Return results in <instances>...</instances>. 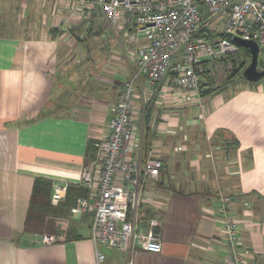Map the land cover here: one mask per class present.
<instances>
[{
	"label": "crops",
	"instance_id": "crops-1",
	"mask_svg": "<svg viewBox=\"0 0 264 264\" xmlns=\"http://www.w3.org/2000/svg\"><path fill=\"white\" fill-rule=\"evenodd\" d=\"M134 26L126 13L111 26L97 0H0V264H97L93 212L71 208L89 196L82 172L99 174L94 144L138 70L145 39L129 43ZM133 118L130 157L163 163L143 207L144 226L160 219L163 249L99 245L103 264H229L230 219L248 264H264V84L187 93L142 76ZM38 180L51 187L49 214L30 232Z\"/></svg>",
	"mask_w": 264,
	"mask_h": 264
},
{
	"label": "built area",
	"instance_id": "built-area-1",
	"mask_svg": "<svg viewBox=\"0 0 264 264\" xmlns=\"http://www.w3.org/2000/svg\"><path fill=\"white\" fill-rule=\"evenodd\" d=\"M111 26L120 25L124 13L135 21L128 34L129 43L144 37L139 49L138 70L125 83L120 100L113 110L109 134L94 144L95 162L101 169L94 176L87 167L81 183L89 196L72 208L73 216L93 212L91 240L96 247V262L103 264L105 254L99 245L114 250H134L142 240L145 251L160 253L163 249L158 217L143 222L140 211L145 200L153 201L147 182H158L163 163L149 158L130 157L135 140L133 118L136 84L144 76L155 85H167L187 93L200 92L207 70L226 66L236 59L240 48L235 38L255 41L264 50V0H97ZM223 34V35H222ZM68 185H57V194L65 193ZM228 203V200H223ZM155 208V205H153ZM239 223L230 219L223 228L229 264H248L251 250L242 246ZM54 242L43 236L40 243ZM127 264H132L128 262Z\"/></svg>",
	"mask_w": 264,
	"mask_h": 264
},
{
	"label": "trees",
	"instance_id": "trees-1",
	"mask_svg": "<svg viewBox=\"0 0 264 264\" xmlns=\"http://www.w3.org/2000/svg\"><path fill=\"white\" fill-rule=\"evenodd\" d=\"M223 35V34H222ZM240 52L243 53V58L239 59L236 56V61H234L235 67L238 64V70L239 72H232L230 75V78L228 82L225 84L227 87L232 82L233 78L237 76L238 73L245 71V69L248 67L249 62L251 61V53L248 48L245 47H239ZM209 71V70H208ZM207 71V73H208ZM210 73V72H209ZM208 80L207 83L202 81L201 91L205 94H210L218 91H222L224 88H215L214 87V80L210 78V75L207 74L206 77ZM204 82V83H203ZM148 159L143 160L142 162L147 161ZM143 163V164H145ZM51 187L49 184L43 180H38L35 184V189L33 193V198L31 202V208L29 211V217L27 220V228L31 232L34 231H40V228L45 225V217L49 214V195H50ZM78 203H75L74 206H77ZM72 209V208H71Z\"/></svg>",
	"mask_w": 264,
	"mask_h": 264
},
{
	"label": "rangeland",
	"instance_id": "rangeland-1",
	"mask_svg": "<svg viewBox=\"0 0 264 264\" xmlns=\"http://www.w3.org/2000/svg\"><path fill=\"white\" fill-rule=\"evenodd\" d=\"M237 57L239 59H242L243 58V53L240 52V53H237ZM233 59H229V63L226 64V66H217L215 68H211L209 69L208 73L206 71L205 75H204V82L207 83L209 79H207V74L210 75V78L212 80H214V87L215 88H224L223 90L225 89H230V88H233L234 90L237 89V88H240L241 86H258L259 83H263L264 84V78H262L260 81L256 82V83H252L250 82L247 78H246V75L243 72H240L237 74L236 77L233 78L232 82L230 83V85H228L227 87L225 86V84L228 82L229 78H230V75L232 72H239V71H236L238 70V64L236 65L235 67V64H234V61H236V59L234 61H232ZM237 62V61H236ZM251 61L249 62V65H250ZM248 65V66H249ZM258 70L259 71H264V50H261L260 49V52H259V65H258ZM210 72V73H209ZM203 82V83H204ZM252 84V85H251ZM146 213V210L145 208H142V210L140 211V215L143 217V215Z\"/></svg>",
	"mask_w": 264,
	"mask_h": 264
},
{
	"label": "water",
	"instance_id": "water-1",
	"mask_svg": "<svg viewBox=\"0 0 264 264\" xmlns=\"http://www.w3.org/2000/svg\"><path fill=\"white\" fill-rule=\"evenodd\" d=\"M234 42L239 47H245L250 50L252 58L250 65L244 71L246 78L252 83L260 81L262 78H264V71L258 70L260 52L259 45L255 41H244L240 38H235ZM24 244L29 245V242L26 240Z\"/></svg>",
	"mask_w": 264,
	"mask_h": 264
}]
</instances>
